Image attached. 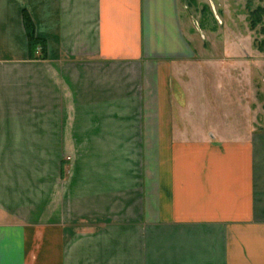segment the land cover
<instances>
[{"label": "crops", "instance_id": "1", "mask_svg": "<svg viewBox=\"0 0 264 264\" xmlns=\"http://www.w3.org/2000/svg\"><path fill=\"white\" fill-rule=\"evenodd\" d=\"M194 5L0 0V264H264V104L193 77Z\"/></svg>", "mask_w": 264, "mask_h": 264}, {"label": "rangeland", "instance_id": "2", "mask_svg": "<svg viewBox=\"0 0 264 264\" xmlns=\"http://www.w3.org/2000/svg\"><path fill=\"white\" fill-rule=\"evenodd\" d=\"M246 1L224 0L225 13L223 14L218 6L219 0H201L200 3L195 0L194 7L192 6L188 11L186 10L189 14L192 12L190 19L184 17V29L189 34L187 37L193 52L192 58H189L190 60L187 63L194 70L191 72L193 77L198 79L202 78V73L205 78L206 76H210V78L214 76L213 71H208L204 67L200 71L199 66L223 62V60H219L223 52L225 57L235 58L227 60L225 63L235 62L246 64V66L251 65L250 74L256 80L258 87V102L264 104V60L260 61L259 58H256L261 57L264 59V52L257 55L251 53L250 58L244 52L243 55L232 53L239 46V43L244 44V40L247 46H254L264 51V16L262 23L252 28L250 13L245 6ZM259 5L264 7V0L251 2L253 9ZM240 13L241 15L238 16ZM216 14L219 15V18ZM238 34L239 36L243 34L245 39L237 40ZM250 34L252 37H250Z\"/></svg>", "mask_w": 264, "mask_h": 264}, {"label": "trees", "instance_id": "3", "mask_svg": "<svg viewBox=\"0 0 264 264\" xmlns=\"http://www.w3.org/2000/svg\"><path fill=\"white\" fill-rule=\"evenodd\" d=\"M254 0H249L248 2V9H249V15H250V25L252 28H255L258 24H261L263 21V16H264V7L263 6H257L256 8L251 7V2ZM26 27L28 31V36H29V46H30V53L33 58L38 57L36 54L38 51V48L43 44V42L35 36L34 33V27L32 22L29 20V18H26ZM40 57L43 55L40 54Z\"/></svg>", "mask_w": 264, "mask_h": 264}, {"label": "built area", "instance_id": "4", "mask_svg": "<svg viewBox=\"0 0 264 264\" xmlns=\"http://www.w3.org/2000/svg\"><path fill=\"white\" fill-rule=\"evenodd\" d=\"M39 51H40V48H38V51H37V53H39Z\"/></svg>", "mask_w": 264, "mask_h": 264}]
</instances>
